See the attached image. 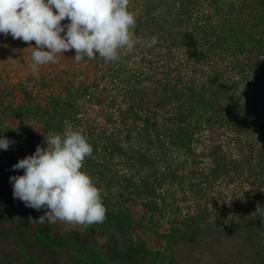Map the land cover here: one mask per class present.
Returning a JSON list of instances; mask_svg holds the SVG:
<instances>
[{"label": "rangeland", "instance_id": "obj_1", "mask_svg": "<svg viewBox=\"0 0 264 264\" xmlns=\"http://www.w3.org/2000/svg\"><path fill=\"white\" fill-rule=\"evenodd\" d=\"M129 11L136 17L137 44L130 53L122 51L120 61L106 63L97 56L76 62L72 50L58 57L59 63L41 66L38 79L30 68L29 45L0 34V138L13 142L10 153L0 154V264H23L22 246L34 264H70V249L84 244L94 246L108 264H159L142 254L145 246L165 252L161 264H264V226L247 223L257 215L253 182L264 149V0H130ZM186 35L199 52L194 60L187 54ZM152 37L158 42L145 47ZM71 80L93 82L99 96H106L103 105L83 104L73 127L93 146L82 170L102 190L107 211L130 209L135 240L122 229L102 232L104 223L83 231L31 223L29 217L37 219L45 210L13 197L10 177L23 170L12 166L26 157L16 149L27 151L43 124L11 112L22 101L47 96L48 84ZM123 84L134 101L148 103L163 96L165 85L183 93L190 87L230 119L208 117L193 133L194 152L173 144L170 133H163V143L147 147L135 138L123 110L108 102ZM156 112L161 124L174 113L157 105ZM140 152L155 164L142 165ZM145 180L163 183L159 207L147 205L151 198L140 188ZM133 194L140 201L134 202ZM172 223L183 229L198 224L200 239L169 243L165 236Z\"/></svg>", "mask_w": 264, "mask_h": 264}, {"label": "clouds", "instance_id": "obj_2", "mask_svg": "<svg viewBox=\"0 0 264 264\" xmlns=\"http://www.w3.org/2000/svg\"><path fill=\"white\" fill-rule=\"evenodd\" d=\"M129 4L130 0H0V34L29 45L30 68L37 79L41 66L59 63L58 57L72 50L76 62L99 56L114 63L122 51L130 53L137 44L136 17ZM157 42L152 37L144 46L151 48ZM64 125L62 132L44 136L46 147L38 145L12 166L23 175L10 177V183L14 199L36 211L45 210L37 219L29 217V222L60 223L66 230L71 226L83 231L103 224L107 209L102 190L82 170L93 146L69 121ZM12 143L0 138V149L7 151ZM254 213L264 215V207L258 203Z\"/></svg>", "mask_w": 264, "mask_h": 264}, {"label": "trees", "instance_id": "obj_3", "mask_svg": "<svg viewBox=\"0 0 264 264\" xmlns=\"http://www.w3.org/2000/svg\"><path fill=\"white\" fill-rule=\"evenodd\" d=\"M184 43L189 58L191 60L196 59L199 52L194 38L190 35H186L184 37ZM61 74H65L64 71H62ZM47 86L50 89L47 96L36 99L30 98L26 100V102L22 101V103L11 112V114L16 117H23L26 115L37 117L43 124L41 132L32 134L33 139L30 140V146L27 148V151L24 150L25 147L16 149V151L19 150L18 152L21 156H27L26 152H35L38 145L44 147V136L46 137L49 132H62L65 127V120L69 121L74 126L78 120V112L80 111L81 114L83 104L96 102L97 105H103V100H105L106 97L99 96L95 88L97 85L93 84V82L87 83L84 81L80 82V80H71L67 82H57L52 85L48 84ZM163 87L164 88L161 90L163 96L160 98L158 97L159 99L156 102L148 103L144 102L142 98L134 101L128 94L127 86L123 84L112 96H109L110 99L108 102L112 105L111 107L123 110L121 113L123 119L130 123L129 126H131L130 128L132 131L135 130V138L141 145L151 147L161 144L164 142L163 133H166V137L167 134L170 133L169 135L174 137L173 139L169 138L173 144L185 148L189 152H194L192 148L195 141L193 136L194 131L206 120H210L211 116L214 114L219 115L218 109L210 99L199 94L198 90L188 87L186 90L189 92L183 93L173 86L170 87L165 85ZM113 91L114 89L112 87L109 93H113ZM119 96H123V98L119 100ZM156 105L166 107L174 112L172 115L165 116L162 124L159 122ZM104 107H107V105ZM219 117L223 121H228L230 119L227 115L223 116V113H221ZM81 119L80 117V123L82 121ZM8 152L10 153L9 150L5 151L0 149L1 155ZM213 157L216 158V164L221 166L219 159L217 160V154H213ZM138 158L142 165L144 163L146 165L155 164L151 156L144 152L138 153ZM228 161L232 165L238 163L236 160L229 159ZM256 169V177L253 184L256 185L257 192L254 195L256 197V203L264 207V149L259 155ZM225 175L229 178L230 170H226ZM140 188L151 198L148 200L147 204L150 208L153 205L159 207L161 200H165L163 196H165L164 192L166 191L162 182L156 181L154 183L153 181L145 180ZM133 189L136 188H131L130 192H134ZM133 197L134 202L140 201L139 199L135 201L136 198L134 194ZM108 204L111 206V203ZM106 215L107 220L101 227L102 232L106 233L108 231L122 229L126 236L132 237L134 235L136 237L137 231L134 228V218L130 214V209L126 208V206H122V208L114 212L108 210ZM247 223H250V225L255 228L257 226H264V215L257 213L255 218L249 222L247 221ZM90 227L94 229V225ZM199 233L200 228L198 224H193V226L191 225L183 229L179 224L172 223L171 229L165 237L169 243H175L178 241H189L190 239L195 240L199 238ZM164 253L165 252H153L146 248V246L142 249V254L155 259L159 264L162 263ZM21 261L23 264H34L32 256L24 246H22ZM70 264H108V260L104 258L102 253L96 250L94 246L84 244L73 246L70 249Z\"/></svg>", "mask_w": 264, "mask_h": 264}]
</instances>
